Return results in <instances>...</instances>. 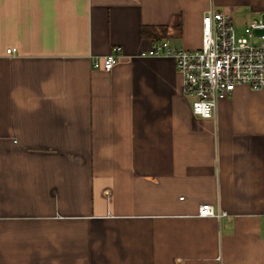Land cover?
I'll list each match as a JSON object with an SVG mask.
<instances>
[{
    "label": "crops",
    "instance_id": "0c3cea01",
    "mask_svg": "<svg viewBox=\"0 0 264 264\" xmlns=\"http://www.w3.org/2000/svg\"><path fill=\"white\" fill-rule=\"evenodd\" d=\"M209 8L264 19V0H0V264H264V88L202 118L171 58L139 57L199 48Z\"/></svg>",
    "mask_w": 264,
    "mask_h": 264
},
{
    "label": "built area",
    "instance_id": "2783aa9c",
    "mask_svg": "<svg viewBox=\"0 0 264 264\" xmlns=\"http://www.w3.org/2000/svg\"><path fill=\"white\" fill-rule=\"evenodd\" d=\"M121 55V48L115 46L96 60L94 67L110 71ZM139 57L171 58L181 76L183 95L192 98V113L213 118L219 101L237 86H246L252 91L264 88V19L252 20L238 30L229 15L209 8L201 18L199 48H173L163 39L153 41ZM198 215L219 218L225 212L205 203L198 207Z\"/></svg>",
    "mask_w": 264,
    "mask_h": 264
},
{
    "label": "trees",
    "instance_id": "16d2710c",
    "mask_svg": "<svg viewBox=\"0 0 264 264\" xmlns=\"http://www.w3.org/2000/svg\"><path fill=\"white\" fill-rule=\"evenodd\" d=\"M143 33H144V31H143Z\"/></svg>",
    "mask_w": 264,
    "mask_h": 264
},
{
    "label": "rangeland",
    "instance_id": "374dc122",
    "mask_svg": "<svg viewBox=\"0 0 264 264\" xmlns=\"http://www.w3.org/2000/svg\"><path fill=\"white\" fill-rule=\"evenodd\" d=\"M239 30V29H238Z\"/></svg>",
    "mask_w": 264,
    "mask_h": 264
}]
</instances>
